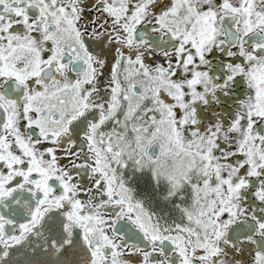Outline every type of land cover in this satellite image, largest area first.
Instances as JSON below:
<instances>
[{
  "label": "snow or ice",
  "instance_id": "obj_1",
  "mask_svg": "<svg viewBox=\"0 0 264 264\" xmlns=\"http://www.w3.org/2000/svg\"><path fill=\"white\" fill-rule=\"evenodd\" d=\"M0 264H264V0H0Z\"/></svg>",
  "mask_w": 264,
  "mask_h": 264
}]
</instances>
